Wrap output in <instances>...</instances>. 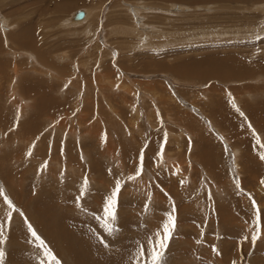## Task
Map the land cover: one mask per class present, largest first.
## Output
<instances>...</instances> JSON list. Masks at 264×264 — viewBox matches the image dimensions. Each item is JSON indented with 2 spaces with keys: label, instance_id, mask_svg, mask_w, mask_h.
<instances>
[{
  "label": "rangeland",
  "instance_id": "374dc122",
  "mask_svg": "<svg viewBox=\"0 0 264 264\" xmlns=\"http://www.w3.org/2000/svg\"><path fill=\"white\" fill-rule=\"evenodd\" d=\"M0 60V188L15 206L0 196V264H56L21 211L60 264H136L169 213L161 264H264L249 178L251 160L264 165V117L232 106L264 107V0H0ZM233 62L248 74L200 76ZM116 179L109 237L94 217Z\"/></svg>",
  "mask_w": 264,
  "mask_h": 264
},
{
  "label": "snow or ice",
  "instance_id": "6c2138e0",
  "mask_svg": "<svg viewBox=\"0 0 264 264\" xmlns=\"http://www.w3.org/2000/svg\"><path fill=\"white\" fill-rule=\"evenodd\" d=\"M232 106L233 108L236 109L237 112H239L240 116L244 117L245 114L242 111H240V109L237 107L234 101L232 102ZM248 127L251 128V124H248ZM253 135H256L254 129H253ZM220 139L223 138L221 137ZM32 147H35V144H33ZM146 147L147 146L145 145V148ZM262 147H264V145H262ZM28 155H31V152H29ZM260 158L264 159V152L261 153ZM143 160H144V149L142 148L139 155V164L136 167V171L134 175H130L128 177L129 180H134L136 177L142 175ZM41 167L42 169L46 168L47 162H45V164L42 165ZM262 183H264V181H262ZM122 187H123L122 181L120 179H116L115 186L112 189L111 194L106 197V203H104L103 205V216L94 217L95 219L102 221L101 227L103 228L104 232L108 234L109 237L119 232V227L117 226L116 221H117L118 204H119V193ZM87 189H88V183H87V178H85V181L79 190V195L76 197L77 203H79L87 195ZM0 196L3 197L4 201L9 207L15 210V206L13 205V202L4 194L2 188H0ZM253 204L255 205V201H253ZM148 207L149 204L145 203L144 205L145 211H147ZM257 213L259 214L258 208H257ZM20 215L24 219V223L27 226L28 233H30V235L37 242V247L42 249L44 257L49 261H56V264H60V262L56 260V257L52 253L51 249L46 245L45 241L37 234L32 224L28 222L27 217L24 216L22 211L20 212ZM11 221H12V213L9 212L8 220H7V224L9 227L11 225ZM4 227L5 224L0 223V243L4 242V235H3ZM174 229H175V217L171 213H169L168 223L163 225L162 231L158 230L155 233L154 237L149 238V243L147 248L144 244H138L136 256L134 258L136 264H161V261L163 260V257L165 255V250L168 248L169 241L172 239V234ZM98 238L100 239L102 245H104L105 247L108 246L107 240H105L103 237H98ZM259 238H260L259 234H254L251 236V241L255 243V241ZM244 239L247 240L248 237H245ZM3 256H4V251L3 249H0V260L3 259ZM233 264H235V262H233Z\"/></svg>",
  "mask_w": 264,
  "mask_h": 264
},
{
  "label": "bare ground",
  "instance_id": "6f19581e",
  "mask_svg": "<svg viewBox=\"0 0 264 264\" xmlns=\"http://www.w3.org/2000/svg\"><path fill=\"white\" fill-rule=\"evenodd\" d=\"M191 1H193V0H191ZM207 1V0H206ZM181 7V6H180ZM174 8V7H173ZM85 13V16L83 17V21H81V20H78V19H76V20H78V22L77 21H75V23H80V22H86L88 19H90V17H91V14L92 13H94V12H92L90 9L87 11V12H84ZM101 18V17H100ZM218 33V32H217ZM1 61V60H0ZM219 61H221V60H219ZM223 62V61H222ZM2 64V63H1ZM3 64H4V66H8L5 62H3ZM215 64V63H214ZM1 66H3V65H1ZM205 66V65H204ZM254 67V66H253ZM7 68V67H6ZM255 68H256V66H255ZM3 70V69H2ZM4 70H5V68H4ZM3 70V71H4ZM199 70V69H198ZM7 71H8V68H7ZM15 71V70H14ZM246 71H248V70H245L244 68H241V67H239L238 65H237V63H228V64H222V65H220V63L218 64V65H215V66H211V67H209V69H205L204 71H202V74H200V76H202V77H207V79H208V77L209 76H211V75H214V76H217V77H219V78H222L224 81H228V80H238L237 79V77H244V76H242L243 74H244V72L245 73H247ZM257 71V70H256ZM195 72V71H194ZM255 72V71H254ZM6 73V72H5ZM197 73H199V72H197ZM8 74V73H7ZM248 74V73H247ZM13 76V75H12ZM246 77H247V75H245ZM245 79V78H244ZM241 80V79H240ZM12 90V89H11ZM229 92H230V90H229ZM224 95V94H223ZM233 96V95H232ZM232 98H234V97H232ZM252 102V101H251ZM246 104V103H245ZM264 106V105H263ZM247 107V106H246ZM261 107V106H260ZM260 107H255L254 109L252 108V109H249V110H247V111H244V113H245V115L246 116H248V117H246L247 119L248 118H250V119H253V121H260V120H262L263 118H261V117H264V107H262V108H260ZM242 109V108H241ZM65 120V119H64ZM249 120V119H248ZM61 121V120H60ZM60 121H57V120H55V122H57V123H60V125L58 126V127H61V124H63V120L60 122ZM251 121V120H250ZM250 121H248V122H250ZM263 126H264V123H261ZM57 127V128H58ZM56 128V127H55ZM252 128V127H251ZM258 128V127H257ZM249 129V128H248ZM63 133V132H62ZM63 136V135H62ZM61 137V136H60ZM29 141H30V139H29ZM55 145V144H54ZM69 149V148H68ZM49 153V152H48ZM47 153V154H48ZM62 154V153H61ZM237 155V158L238 157H240L239 155L240 154H238V153H236ZM54 155V154H53ZM71 158V157H70ZM59 159V158H58ZM254 159V158H253ZM236 160V159H235ZM238 161V160H237ZM172 164V163H171ZM166 167L168 166V165H165ZM183 166V165H182ZM176 167V168H175ZM237 167H238V162H237ZM250 167H252V175L249 177L250 178V180L253 182V181H256V183L258 184V186L260 187L255 193H257V194H255V195H257V196H260V198H259V201H258V199H257V201H255L256 203H258V209H262V207H260V206H263L264 205V183H262V181H264V178L261 176V174L264 172V165H262V164H260L259 166H257V164H256V162H253L252 160H251V166ZM258 167V168H257ZM240 168V167H239ZM238 168V169H239ZM257 168V169H256ZM182 168H180V165H174V170H172V172L170 171L169 172V174H170V176L171 177H169L168 176V179H174V176H175V174H176V170H181ZM254 170H255V173H253L254 172ZM168 171V170H167ZM182 171V170H181ZM183 172V171H182ZM240 172V171H239ZM239 174V173H238ZM241 185V184H240ZM261 195H263V196H261ZM253 197V196H252ZM264 209V208H263ZM260 212V211H259ZM261 213V215L257 218L258 220H261V222H262V224H261V227L263 228V233H262V237H263V239H264V210L263 211H261L260 212ZM242 215V214H241ZM252 224V223H251ZM249 234V233H248ZM81 239V238H80ZM79 240V239H78ZM83 241V240H82ZM83 243H84V241H83ZM82 243V244H83ZM86 243V242H85ZM81 244V245H82ZM80 245V246H81ZM88 246V245H87ZM90 246V245H89ZM82 247V246H81ZM81 247H80V249H81ZM85 248V247H84ZM77 250V249H76ZM84 250H86V249H84ZM91 250V249H90ZM95 250V249H94ZM87 251V250H86ZM98 251V250H97ZM80 253H82V251L80 252ZM84 253H85V251H84ZM86 253H88V252H86ZM93 253V252H92ZM79 255H82V254H79ZM88 255V254H87ZM89 255H90V253H89ZM102 256V255H101ZM82 257V256H81ZM99 257V256H98ZM104 259V258H103ZM82 261V260H81ZM88 261V260H87ZM86 261V262H87ZM105 262V261H104ZM86 264V263H85ZM88 264V263H87Z\"/></svg>",
  "mask_w": 264,
  "mask_h": 264
},
{
  "label": "water",
  "instance_id": "95a60500",
  "mask_svg": "<svg viewBox=\"0 0 264 264\" xmlns=\"http://www.w3.org/2000/svg\"><path fill=\"white\" fill-rule=\"evenodd\" d=\"M84 16H85V13L82 10L78 11L75 15L76 19H82Z\"/></svg>",
  "mask_w": 264,
  "mask_h": 264
}]
</instances>
